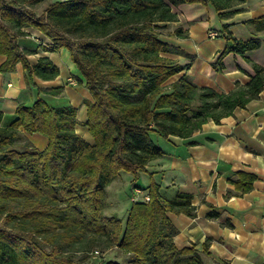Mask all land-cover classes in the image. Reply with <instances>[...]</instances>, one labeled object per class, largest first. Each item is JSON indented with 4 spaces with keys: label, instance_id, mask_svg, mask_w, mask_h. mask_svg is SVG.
<instances>
[{
    "label": "trees",
    "instance_id": "trees-1",
    "mask_svg": "<svg viewBox=\"0 0 264 264\" xmlns=\"http://www.w3.org/2000/svg\"><path fill=\"white\" fill-rule=\"evenodd\" d=\"M44 1L0 0V54L6 57L0 71H12L21 62L28 82L58 74L48 57L28 61L33 49L21 42L25 27L50 38L46 50L66 48L77 80L92 97L85 122L92 142L75 132L72 105L50 106L38 97L29 106L19 104L7 124L0 111V264H85L96 250L99 264H205L193 246L175 245L177 228L166 215H194L191 194L177 192L165 200L150 179L149 199L132 202L122 223L103 213L105 188L119 171L137 177L162 156L152 134L188 138L203 123L219 122L259 95L264 66L247 58L254 71L250 79L218 92L197 86L185 73L174 78L185 66L167 56L172 47L160 39L163 26L158 23L177 19L171 5L200 3L222 18L244 0H54L36 13L33 6ZM245 23L255 35L247 40L221 25L230 46L216 58L215 69L223 67L227 53L245 55L260 46L264 16ZM174 33L187 35L181 27ZM24 132L47 136V146L37 149ZM254 180V174L239 171L230 181L247 192ZM98 239L126 260L104 259L95 245ZM207 250L205 244L202 252Z\"/></svg>",
    "mask_w": 264,
    "mask_h": 264
},
{
    "label": "crops",
    "instance_id": "crops-1",
    "mask_svg": "<svg viewBox=\"0 0 264 264\" xmlns=\"http://www.w3.org/2000/svg\"><path fill=\"white\" fill-rule=\"evenodd\" d=\"M171 9L177 19L158 24L163 26L160 39L173 50L167 56L185 66L174 78L185 73L197 86L227 93L236 83H246L253 74L247 58L264 66V30L258 34L261 39L258 48L245 55L229 52L222 59L221 69L213 66L218 55L230 46L220 32L221 25L227 24L237 39L254 37L245 22L264 16V0H244L229 8L230 14L222 18L212 7L200 3H179L171 5ZM213 19L215 24L211 26L208 21ZM176 27H181L187 35H176ZM24 29L27 35L21 42L33 49L27 54L28 61L35 63L39 57H48L58 68V74L46 80L35 76L28 82L21 62H17L12 71H0L2 123L13 119L19 104L29 106L40 97L50 106H74L77 110L75 132L92 142L85 125L86 102L92 97L83 82L77 80L80 75L68 50H46L44 47L51 45L50 38L34 27ZM209 30H216L218 36L209 37ZM5 58L0 54V65ZM56 88L59 90L55 93L49 91ZM24 133L37 149L47 146V136L38 132ZM151 137L163 154L149 161L145 171L140 172L147 175L145 186L133 185L129 202L139 201L148 193L150 179L159 184L165 200L172 199L177 192L189 193L194 215L166 212L177 228L173 241L178 248L193 246L201 252L205 264L223 261L264 264V86L245 107L235 108L219 122L208 120L188 138L175 135L164 138L157 133ZM239 171L255 175L252 188L247 192L237 190L230 181L238 177ZM120 176L121 171L115 179ZM135 189L140 192L136 193ZM211 212L213 216H209ZM205 244L207 253L202 252Z\"/></svg>",
    "mask_w": 264,
    "mask_h": 264
},
{
    "label": "rangeland",
    "instance_id": "rangeland-1",
    "mask_svg": "<svg viewBox=\"0 0 264 264\" xmlns=\"http://www.w3.org/2000/svg\"><path fill=\"white\" fill-rule=\"evenodd\" d=\"M54 0H45L42 3H39L35 6H33V9L36 13H40L42 10L45 9V7L51 3ZM208 23L213 26L215 24L214 19L208 21ZM90 136V134H89ZM153 139H156L155 136H153ZM147 178L146 174H138L137 177H134V175L127 171H121V176L117 177L109 187L106 188V200L107 203L104 206L103 213L108 216L115 215L118 218L121 219L122 223H124L126 219V215L128 213V210L131 207V204L129 202V195L132 193L134 187L133 185H137L138 187L143 188L145 186V179ZM96 248L100 249L104 253V259L111 258L116 259L118 261L123 262L126 260V255H124L121 251H119L114 246L107 247L104 246V242L101 239L95 240ZM45 248L47 250L51 249L50 245H46ZM63 249V248H62ZM82 253L74 254V257L80 256ZM90 256V255H89ZM100 260L96 257H88V259L85 261V264H99Z\"/></svg>",
    "mask_w": 264,
    "mask_h": 264
},
{
    "label": "built area",
    "instance_id": "built-area-1",
    "mask_svg": "<svg viewBox=\"0 0 264 264\" xmlns=\"http://www.w3.org/2000/svg\"><path fill=\"white\" fill-rule=\"evenodd\" d=\"M208 36L211 37V38L217 37V36H218V32H217L216 30H209V31H208ZM135 192H136V193H139L140 190L135 189ZM148 199H149V196H148V193H147V194H144V195L142 196V199H141V200L147 201ZM135 201H136V200H135ZM135 201H134V202H135ZM98 254H99V252L96 250V251H94L93 256H94V257H97Z\"/></svg>",
    "mask_w": 264,
    "mask_h": 264
}]
</instances>
